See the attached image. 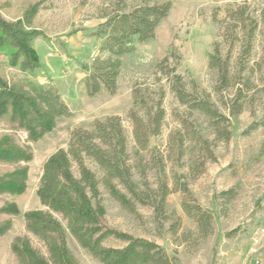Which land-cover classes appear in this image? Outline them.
I'll list each match as a JSON object with an SVG mask.
<instances>
[{
  "label": "rangeland",
  "instance_id": "rangeland-1",
  "mask_svg": "<svg viewBox=\"0 0 264 264\" xmlns=\"http://www.w3.org/2000/svg\"><path fill=\"white\" fill-rule=\"evenodd\" d=\"M144 1L154 0H0V13L12 21L39 3L33 26L43 32L34 41L42 66L31 78L58 86L72 112L59 118L52 131L37 142H30L34 156L27 163L24 192L0 195V205L14 200L20 208L12 228L0 236V264L14 263L11 243L15 235L25 232V213L42 207L38 187L44 162L57 149L68 148L74 128L90 127L97 118L112 114L120 115L126 128L132 178L140 191L151 196L145 203L134 199L133 210L101 182L110 225L155 240L184 264L264 260V154L259 151L264 128L253 127L264 115V0H171L173 6L155 38L140 43L137 52L123 58L116 92L103 89L89 95L85 80L105 38L94 36L95 29L107 14L130 10ZM249 30L253 35L246 53ZM217 53L227 59L230 84L226 88L220 86L217 69L209 64L210 54ZM164 58L167 62H161ZM0 69L7 75H22L10 66L2 50ZM174 73L181 76L186 92L208 97L229 121L215 120L204 110L183 103L173 88ZM160 89L166 96L163 128L142 150L134 140L129 116L133 107L140 110L142 106H135L134 92L148 99ZM239 90L242 110L231 114ZM217 125L228 128L229 140L217 138ZM7 131L0 124V134ZM19 135L26 137L23 131ZM159 160H163L164 179L171 192L163 210L157 211L150 201L160 202L156 193L161 178L156 166ZM97 172L102 181L103 173ZM118 186L132 196L121 183ZM67 234L80 264H101ZM107 243L123 244L117 239Z\"/></svg>",
  "mask_w": 264,
  "mask_h": 264
},
{
  "label": "trees",
  "instance_id": "trees-1",
  "mask_svg": "<svg viewBox=\"0 0 264 264\" xmlns=\"http://www.w3.org/2000/svg\"><path fill=\"white\" fill-rule=\"evenodd\" d=\"M172 6L171 0L144 1L130 10H115L106 15L93 33L105 38L100 46L101 54L90 65V73L85 80L89 95L103 89L111 94L116 92L123 58L137 52L140 43L155 38L156 29ZM38 8L39 3H34L23 17L15 21L0 13V50L8 55L10 66L22 73L21 77L7 75L0 69V124L9 130L0 134V165L5 168L0 171V195L24 192L29 177L27 163L34 156L30 142H37L52 131L59 118L72 113L58 86L31 78L42 66L40 54L34 46L35 38L43 34L33 26ZM252 32L247 31L246 53L250 51ZM161 62H167V58ZM209 64L217 69L220 86L228 87L227 59L218 53L210 54ZM173 77L176 80L173 88L183 103L204 110L215 120L221 117L229 121L208 97L204 98L198 92H186L181 76L175 74ZM137 91L134 92L135 106L140 103L142 106L140 110L133 107L129 116L134 127V140L143 150L149 146L150 137L162 131L166 96L160 89L146 99ZM235 94V101L230 106L231 114L242 110L239 100L243 94L241 90ZM253 125L264 128V115ZM22 131L26 133L23 139L19 135ZM216 131L217 138L229 140L231 133L228 128L217 125ZM68 144V148L54 151L43 164L38 187L42 207L25 213V232L15 235L11 243L15 257L13 264H80L69 247L67 233L72 234L101 264H184L155 240L114 227L106 217L101 182L114 198L133 210L134 199L145 203L151 196L140 191L132 178L129 143L122 117L112 114L97 118L90 127L74 128ZM259 151L264 154V140ZM136 153L139 154V150ZM156 166L161 177L156 191L160 202H150L160 211L171 189L164 179L163 160H159ZM99 169L104 175L102 181L97 172ZM119 183L132 194L130 198L119 188ZM182 186L188 190L186 183ZM151 190L148 188L149 192ZM19 214L20 208L14 200L0 205V236L12 228L13 217ZM116 239L123 244L116 247L108 245V241Z\"/></svg>",
  "mask_w": 264,
  "mask_h": 264
},
{
  "label": "built area",
  "instance_id": "built-area-1",
  "mask_svg": "<svg viewBox=\"0 0 264 264\" xmlns=\"http://www.w3.org/2000/svg\"><path fill=\"white\" fill-rule=\"evenodd\" d=\"M254 264H264V260L260 258H256Z\"/></svg>",
  "mask_w": 264,
  "mask_h": 264
}]
</instances>
